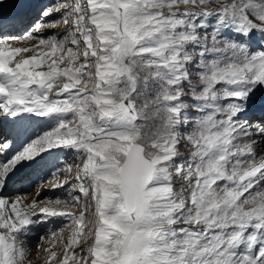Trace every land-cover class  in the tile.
Listing matches in <instances>:
<instances>
[{
    "label": "snow or ice",
    "instance_id": "obj_1",
    "mask_svg": "<svg viewBox=\"0 0 264 264\" xmlns=\"http://www.w3.org/2000/svg\"><path fill=\"white\" fill-rule=\"evenodd\" d=\"M16 4L0 0V264L33 248L42 264H264V0H54L20 35ZM55 151L78 161L50 175L66 198L5 194Z\"/></svg>",
    "mask_w": 264,
    "mask_h": 264
},
{
    "label": "bare ground",
    "instance_id": "obj_2",
    "mask_svg": "<svg viewBox=\"0 0 264 264\" xmlns=\"http://www.w3.org/2000/svg\"><path fill=\"white\" fill-rule=\"evenodd\" d=\"M29 9H30V5H26V6H22V9L19 8V10L15 11V12H9V14L11 16H14L16 18L15 27H14V29H12V31H16L19 28H23L25 25H27L28 21H26L25 23H22V21H24V19H26V20L28 19L27 15L30 13V11H28ZM37 119H42V118H37ZM32 126L34 128H37V129H41V128L44 129L45 127L48 126V124H41L39 126H36L35 123H33ZM16 147H17V149L22 147V142L20 140L17 141ZM61 155L68 157V156H70V153H63L62 154L59 151H55L52 154L45 153V154H43V157L37 158L38 163L33 162L30 164H25L22 167H20L18 169V171L12 176L11 180L9 181L6 194L9 193V191L11 190V187H12L10 182H12V180L17 176L20 178V181H19V185L18 186L16 185L17 186L16 192L17 193H19V192L24 193V191L29 189V191L27 193H30V195L26 197V199H28V200H31L34 198L39 199V197L47 191L49 192V196L54 195L58 192L60 194L61 191L63 190V187L52 190L51 189V183L53 181L51 183L47 182L48 184L43 183L42 178L44 176H46L49 171H52L51 168H54L56 163H59V158L61 157ZM3 159L4 158L0 157V161H2ZM37 183H43L42 188L40 190V196L39 197L36 196L37 190H36L35 186L37 185ZM48 192H47V194H48ZM61 220L62 219L54 218L55 222H59Z\"/></svg>",
    "mask_w": 264,
    "mask_h": 264
},
{
    "label": "rangeland",
    "instance_id": "obj_3",
    "mask_svg": "<svg viewBox=\"0 0 264 264\" xmlns=\"http://www.w3.org/2000/svg\"><path fill=\"white\" fill-rule=\"evenodd\" d=\"M54 2V0H17V4H16V7H14L13 9H10L9 10V12H15V11H17V10H19V8H21L22 9V6H26V5H30V9L28 10V11H30V13L27 15L28 16V19L26 20V19H24V21H22V23H25L26 21H28L27 22V25H25L23 28H19L18 30H16V31H14V33L16 34V35H20V34H22L23 32H24V30H25V28L27 27V26H29V25H31L36 19H39V13H40V11L43 9V8H45L46 6H48V5H50L51 3H53ZM37 126V125H36ZM51 125H48L47 127H45L44 129H46V128H48V127H50ZM43 128H41V129H37V130H42ZM58 160V159H57ZM76 163H78V161L76 160V158L74 157V156H72L71 154H70V156H63V155H61V157L59 158V163H56V165L54 166V168H51V170L52 171H54L57 167H59L60 166V164H70V165H75ZM50 170V169H49ZM52 171H49L48 172V174L46 175V176H44L42 179H43V181L42 182H49V183H51L52 182V178H51V172ZM64 177V175L63 174H61V177H60V179L62 180V179H64L63 178ZM67 179H69V180H71L72 179V176L71 175H69L68 177H67ZM19 181H20V178L17 176V177H15L13 180H12V182H10V184L12 185V187H11V190L9 191V193H7V194H15V193H17L16 191H17V186L19 185ZM9 184V185H10ZM48 184V183H47ZM17 185V186H16ZM67 188V185H65L64 187H63V190L61 191V193L59 194V192L58 193H56V194H54V195H50L49 196V192H48V194H47V192H45L43 195H41L40 197H39V199L40 200H43L44 199V197H48V198H50V199H55V198H57V197H60V198H66V191H65V189ZM29 191V189L28 190H26V191H24V193H27ZM19 193H21V192H19ZM23 193V192H22ZM6 194V193H5ZM6 194V195H7ZM29 196V195H28ZM60 207H62V206H60ZM64 223H65V221H63V220H61V221H59V222H55L54 220L52 221V222H50L49 224H47V225H40V226H38L37 228H35L36 229V231H37V233H39V235H41V234H44L48 229H59V228H61L63 225H64ZM49 225V226H48ZM34 229V230H35ZM33 230V231H34ZM69 234V231H65V232H63L62 233V235L63 236H67ZM38 235V236H39ZM32 243H33V245L35 244V241H32ZM32 259H33V261H34V264H42V261H39V260H36V258H35V248H33V252H32Z\"/></svg>",
    "mask_w": 264,
    "mask_h": 264
}]
</instances>
